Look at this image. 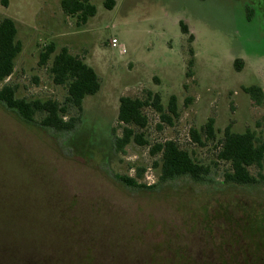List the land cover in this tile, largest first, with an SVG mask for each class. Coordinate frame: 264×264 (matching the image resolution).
I'll return each instance as SVG.
<instances>
[{
  "label": "rangeland",
  "instance_id": "1",
  "mask_svg": "<svg viewBox=\"0 0 264 264\" xmlns=\"http://www.w3.org/2000/svg\"><path fill=\"white\" fill-rule=\"evenodd\" d=\"M90 1L96 13L82 24L60 0H0V19L14 20L21 42L2 82L16 97L63 102L50 60L39 63L49 42L100 80L64 117L74 118L68 131L41 127L37 115L26 123L0 103V264H264V181L226 182L229 165L216 157L228 125L264 140V105L242 89L264 84V0H115L112 9ZM154 93L164 108L175 95L177 116L168 122L144 106L147 123L135 133L146 144L116 149L119 98ZM209 117L213 139L202 132ZM165 140L208 165L207 177L161 181L150 150ZM138 167L147 188L118 180Z\"/></svg>",
  "mask_w": 264,
  "mask_h": 264
},
{
  "label": "trees",
  "instance_id": "2",
  "mask_svg": "<svg viewBox=\"0 0 264 264\" xmlns=\"http://www.w3.org/2000/svg\"><path fill=\"white\" fill-rule=\"evenodd\" d=\"M114 0H104V6L112 9ZM62 11L68 15H76L83 24L89 17L96 13V7L90 0H60ZM180 28L187 33V27L179 22ZM17 27L13 19L3 17L0 19V83L12 74L14 59L21 51V42L16 38ZM192 38L191 35L188 37ZM50 60L49 72L55 84L66 87V96L63 102L53 99H25L15 95L16 86L2 83L0 86V103L7 109L15 111L26 123L35 122V116H39L38 124L41 127L55 131H68L73 127L72 116L68 115L70 108L80 110L85 96L95 94L100 88L99 76L95 70L88 65L81 57L72 54L66 46L55 51L54 42L45 44L39 52V63L45 64ZM191 60H189L190 62ZM236 67L239 68L237 62ZM242 89L250 99L257 105H264V84H251L243 86ZM151 105L159 112L162 119L171 122V115L177 116V101L175 95L169 97L167 107L161 104L158 94H149L146 99L137 97L121 96L117 110V122L120 126V135H114V146L122 150L126 144L133 139L140 144H146L135 129L144 128L147 118L143 113V107ZM114 131V130H113ZM202 132L209 139L215 138L214 120L209 117L202 126ZM194 141L202 143V133L191 130ZM219 150L216 157L228 163V169L224 172V181L249 185L264 181V174L259 172L264 161V140L246 129L243 132H236L228 125L224 128L222 137L218 144ZM152 154L159 153L158 161L154 165L159 167V179L161 181L175 177L187 176L195 182H202L210 172L206 164L194 160L192 155L182 149L174 140H165L156 143L151 147ZM258 168L254 176L249 167ZM142 168H136V176L117 175L119 181L129 187L148 186L139 183L136 177L142 173Z\"/></svg>",
  "mask_w": 264,
  "mask_h": 264
},
{
  "label": "built area",
  "instance_id": "3",
  "mask_svg": "<svg viewBox=\"0 0 264 264\" xmlns=\"http://www.w3.org/2000/svg\"><path fill=\"white\" fill-rule=\"evenodd\" d=\"M109 44L112 48H118L120 50V53H125V48L118 42L117 39L112 38Z\"/></svg>",
  "mask_w": 264,
  "mask_h": 264
},
{
  "label": "crops",
  "instance_id": "4",
  "mask_svg": "<svg viewBox=\"0 0 264 264\" xmlns=\"http://www.w3.org/2000/svg\"><path fill=\"white\" fill-rule=\"evenodd\" d=\"M114 1H115V0H114ZM59 3H60V2H59ZM115 4H116V2H115ZM115 4H114V6H115ZM114 6H113V7H114ZM104 7H105V6H104ZM87 20H88V19H87ZM120 44H121V43H120ZM121 45H122V44H121ZM122 46H123V45H122ZM123 47H124V46H123ZM83 60H84V59H83ZM87 64H88V63H87ZM88 65H89V64H88ZM91 67H92V66H91ZM92 68H93V67H92Z\"/></svg>",
  "mask_w": 264,
  "mask_h": 264
},
{
  "label": "flooded vegetation",
  "instance_id": "5",
  "mask_svg": "<svg viewBox=\"0 0 264 264\" xmlns=\"http://www.w3.org/2000/svg\"><path fill=\"white\" fill-rule=\"evenodd\" d=\"M253 11V10H252ZM261 264V263H260Z\"/></svg>",
  "mask_w": 264,
  "mask_h": 264
}]
</instances>
